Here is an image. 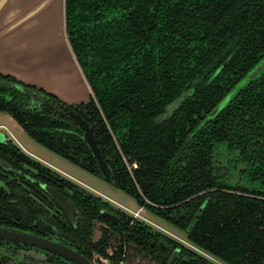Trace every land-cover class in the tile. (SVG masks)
Wrapping results in <instances>:
<instances>
[{
    "label": "trees",
    "instance_id": "obj_1",
    "mask_svg": "<svg viewBox=\"0 0 264 264\" xmlns=\"http://www.w3.org/2000/svg\"><path fill=\"white\" fill-rule=\"evenodd\" d=\"M145 6L142 20L129 23L132 29L126 34L127 41L118 47L144 58L142 65L140 57L134 59L139 65L133 72L124 70L132 91L113 97L102 94L100 99L73 48L65 1L68 39L104 119L99 111L85 117L94 123L104 155L111 157L113 184L141 204L149 200L169 209L185 208L187 213L206 200L188 233L190 240L230 264H264V72L240 89L217 115L206 119L264 56V0H148ZM93 29L86 35L91 36ZM131 39L133 44L128 47ZM125 56L122 52L120 59ZM123 99L131 102L132 111L119 106ZM90 102L94 104V99ZM123 120L129 127L121 135ZM71 131L81 138L77 127L60 120L53 123L54 136L42 142L63 152L68 144L62 138ZM112 134L120 151L130 161H138L132 173L115 149ZM208 134L214 142L228 140L231 149L242 146L251 159L256 156L248 149H258L255 154L261 161L249 173L262 187L259 191L223 189L227 186L213 172ZM93 203L96 206L91 205V210L96 213L111 208L96 196ZM122 225L127 229L126 222Z\"/></svg>",
    "mask_w": 264,
    "mask_h": 264
},
{
    "label": "flooded vegetation",
    "instance_id": "obj_2",
    "mask_svg": "<svg viewBox=\"0 0 264 264\" xmlns=\"http://www.w3.org/2000/svg\"><path fill=\"white\" fill-rule=\"evenodd\" d=\"M146 2L148 0H68L67 19L71 42L90 79L94 80L97 86L95 93L100 99L102 94L113 97L118 92L124 93V90L132 91V81L126 77L128 74L125 75L124 70L133 72L136 64L139 65V61L133 63L134 59L140 57L142 65L144 58L131 52V49L118 47L127 41L126 34L132 29L129 28V23L135 19L137 22L142 20ZM153 7L155 8L154 5ZM91 27L94 29L91 36H88L86 32ZM147 27L149 29L151 25L148 24ZM132 44L131 39L128 47ZM122 52L126 53L123 61L120 59ZM22 87L43 94L44 98L40 101L37 95ZM91 98L94 99L95 106L92 102L88 103ZM80 104L64 103L35 85L0 73V115L12 118V125L9 127L0 123V264H230L201 248L188 237L206 200L195 211L187 213L185 208L174 206L169 209L149 200L141 204L113 184L111 157L109 154L104 155L99 140L94 135V123H90L85 117L99 111L104 119L101 106L92 94L87 102ZM118 104L128 111L133 109L128 99H123ZM64 107L79 113L88 122L110 171L109 180L100 172L97 160L83 139V131L58 115V111L66 112ZM177 107L178 103L171 106V110ZM60 120L77 127L81 137L76 138L73 131L64 135L62 141L67 142L68 147H63V152L42 142L54 136L53 123H59ZM44 123L47 128L43 127ZM119 125L121 135L126 133L128 122L123 120ZM18 129L23 131L24 138L28 140L27 146L14 136ZM211 131L210 129L209 133ZM112 137L117 147L115 149L120 153L127 170L132 173V169L138 166V161H130V156H125L120 151L113 134ZM207 137L209 152H212L213 172L227 186L223 189L246 193L262 188L257 181L252 180L249 173V169L261 161L255 154L258 149H248V152L257 157L252 156L251 159V155L242 152V146L241 150L231 149L228 140L214 142L212 134ZM33 143L104 179L133 198L138 208L129 210L117 206L110 199L99 196L77 180L62 174L52 161L30 149V146L36 147ZM220 152L225 159L221 160ZM235 175L237 178L232 180ZM47 190L54 191L63 199L67 210L73 211L72 215ZM86 192L91 193L90 196ZM95 196L111 208L93 212L91 205L96 206L93 203ZM148 204L159 208L155 209ZM178 204L180 203L175 205ZM102 211H109L117 221H110L102 215ZM122 222H126L127 229H123ZM11 232H25L39 243H27L7 237ZM41 243L58 245L83 263L44 248L39 245Z\"/></svg>",
    "mask_w": 264,
    "mask_h": 264
},
{
    "label": "water",
    "instance_id": "obj_3",
    "mask_svg": "<svg viewBox=\"0 0 264 264\" xmlns=\"http://www.w3.org/2000/svg\"><path fill=\"white\" fill-rule=\"evenodd\" d=\"M65 1L0 0V73L9 74L24 83L35 85L60 98L64 103L73 105L87 102L93 91L68 39ZM263 72L264 56L218 102L206 119L217 115L240 89L256 80ZM57 78L75 79L82 84L83 88L78 96L80 99L72 100L69 91L58 92L53 89L52 86L54 87ZM23 89L37 95L40 101L44 98L43 94H37L27 88ZM66 107H64L66 112L58 111V115L83 131V139L97 160L100 172L106 180H109L110 171L96 145L88 122L79 113ZM47 191L69 215H72L73 211L67 210L63 199L54 191ZM102 215L110 221H117L109 211H102ZM11 234L7 237L21 239L22 242L27 243H39L25 232H11ZM39 245L82 262L58 245L52 243Z\"/></svg>",
    "mask_w": 264,
    "mask_h": 264
},
{
    "label": "rangeland",
    "instance_id": "obj_4",
    "mask_svg": "<svg viewBox=\"0 0 264 264\" xmlns=\"http://www.w3.org/2000/svg\"><path fill=\"white\" fill-rule=\"evenodd\" d=\"M0 123H4L7 127H9L12 125V118L8 115H0ZM23 134H24L23 131L18 129L16 131V133H14V136L19 141L24 143L23 145H26V143L28 144V140L26 138H24ZM34 145L37 148L34 146H30V149L37 152L36 153L37 155L39 154V156H41V157L43 156V157L49 159L50 161H52V163L55 164L57 168H59V170L62 172V174H65L66 176L77 180L81 185H84L85 187L89 188L90 190L96 192L99 196L110 199L117 206L119 205L120 207L127 208L129 210H136L138 208V204L136 203V201L133 198L129 197L128 195H126L121 190L115 188L110 183L106 182L104 179L100 178L97 175L91 174V173L75 166L74 164L67 162L64 159H61L60 157L55 156V154L51 153L50 151L46 150L45 148L41 147L38 144H34ZM221 152H223V150ZM221 152L219 153V157L221 158V160H223L225 158H224L223 153H221ZM222 162H224V161H222ZM236 178L237 177L235 175L232 177V180H235ZM145 216H146V214H145ZM152 219H155V218H152ZM173 229H174V227H173Z\"/></svg>",
    "mask_w": 264,
    "mask_h": 264
},
{
    "label": "crops",
    "instance_id": "obj_5",
    "mask_svg": "<svg viewBox=\"0 0 264 264\" xmlns=\"http://www.w3.org/2000/svg\"><path fill=\"white\" fill-rule=\"evenodd\" d=\"M5 70L9 71V69H4V71ZM52 88L58 92L69 91V97L72 100H79L80 97L78 96L80 95L83 86L76 82L75 79L65 80L64 78H57L54 82V87L52 86Z\"/></svg>",
    "mask_w": 264,
    "mask_h": 264
}]
</instances>
